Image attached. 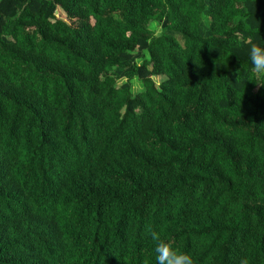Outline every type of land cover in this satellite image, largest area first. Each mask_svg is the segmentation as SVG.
Instances as JSON below:
<instances>
[{
	"label": "trees",
	"instance_id": "trees-1",
	"mask_svg": "<svg viewBox=\"0 0 264 264\" xmlns=\"http://www.w3.org/2000/svg\"><path fill=\"white\" fill-rule=\"evenodd\" d=\"M254 44L264 0H0V264H264Z\"/></svg>",
	"mask_w": 264,
	"mask_h": 264
},
{
	"label": "clouds",
	"instance_id": "clouds-1",
	"mask_svg": "<svg viewBox=\"0 0 264 264\" xmlns=\"http://www.w3.org/2000/svg\"><path fill=\"white\" fill-rule=\"evenodd\" d=\"M56 16L58 15V11ZM251 59L254 65V70L264 72V48L258 45H252ZM151 239L155 243L156 264H194V260L190 254L179 252L172 242L161 239L158 232H151Z\"/></svg>",
	"mask_w": 264,
	"mask_h": 264
},
{
	"label": "rangeland",
	"instance_id": "rangeland-1",
	"mask_svg": "<svg viewBox=\"0 0 264 264\" xmlns=\"http://www.w3.org/2000/svg\"><path fill=\"white\" fill-rule=\"evenodd\" d=\"M93 19H95L94 17H93ZM256 75L257 76H259L260 75V72H257L256 71ZM154 80H155V82H160V81H162L163 79L161 78V79H159L158 77H156V78H154ZM135 89H136V91H140L141 90V87H140V85H135Z\"/></svg>",
	"mask_w": 264,
	"mask_h": 264
},
{
	"label": "water",
	"instance_id": "water-1",
	"mask_svg": "<svg viewBox=\"0 0 264 264\" xmlns=\"http://www.w3.org/2000/svg\"><path fill=\"white\" fill-rule=\"evenodd\" d=\"M55 14H57V12H55Z\"/></svg>",
	"mask_w": 264,
	"mask_h": 264
}]
</instances>
